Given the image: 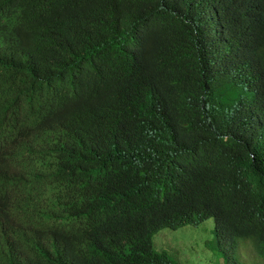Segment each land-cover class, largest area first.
Here are the masks:
<instances>
[{
    "label": "trees",
    "instance_id": "1",
    "mask_svg": "<svg viewBox=\"0 0 264 264\" xmlns=\"http://www.w3.org/2000/svg\"><path fill=\"white\" fill-rule=\"evenodd\" d=\"M210 217L264 260V0H0V264H180Z\"/></svg>",
    "mask_w": 264,
    "mask_h": 264
},
{
    "label": "rangeland",
    "instance_id": "2",
    "mask_svg": "<svg viewBox=\"0 0 264 264\" xmlns=\"http://www.w3.org/2000/svg\"><path fill=\"white\" fill-rule=\"evenodd\" d=\"M214 228L212 217L199 225L163 228L154 236L155 247L159 251L168 252L180 264H225L215 243ZM237 256L243 264H264L250 240L241 241L237 247Z\"/></svg>",
    "mask_w": 264,
    "mask_h": 264
},
{
    "label": "clouds",
    "instance_id": "3",
    "mask_svg": "<svg viewBox=\"0 0 264 264\" xmlns=\"http://www.w3.org/2000/svg\"><path fill=\"white\" fill-rule=\"evenodd\" d=\"M170 229H173V228H170ZM241 241H246V240H240V244H241ZM154 245H155V242H154ZM240 246V245H239ZM156 248V247H155ZM158 250V249H157ZM159 251V250H158ZM221 253V252H220ZM221 255L223 256V254L221 253ZM239 256H240V254H239ZM240 258H241V256H240ZM223 259H224V263L226 264V262H225V258H224V256H223ZM245 262V261H244ZM245 263H247V262H245ZM248 264H250V263H248Z\"/></svg>",
    "mask_w": 264,
    "mask_h": 264
}]
</instances>
